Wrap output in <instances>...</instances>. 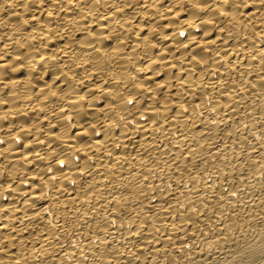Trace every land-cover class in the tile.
Here are the masks:
<instances>
[{"label":"bare ground","instance_id":"bare-ground-1","mask_svg":"<svg viewBox=\"0 0 264 264\" xmlns=\"http://www.w3.org/2000/svg\"><path fill=\"white\" fill-rule=\"evenodd\" d=\"M0 264H264V0H0Z\"/></svg>","mask_w":264,"mask_h":264}]
</instances>
